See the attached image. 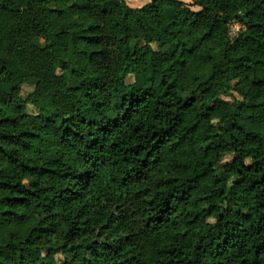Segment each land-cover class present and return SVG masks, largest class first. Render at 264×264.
I'll return each mask as SVG.
<instances>
[{
  "label": "trees",
  "instance_id": "obj_1",
  "mask_svg": "<svg viewBox=\"0 0 264 264\" xmlns=\"http://www.w3.org/2000/svg\"><path fill=\"white\" fill-rule=\"evenodd\" d=\"M193 5L0 0V264H264V0Z\"/></svg>",
  "mask_w": 264,
  "mask_h": 264
},
{
  "label": "rangeland",
  "instance_id": "obj_2",
  "mask_svg": "<svg viewBox=\"0 0 264 264\" xmlns=\"http://www.w3.org/2000/svg\"><path fill=\"white\" fill-rule=\"evenodd\" d=\"M125 2V4L133 9H140L148 4H150L152 2V0H123ZM182 2H184L191 10L193 11H200L199 8L195 7L193 5V0H180ZM241 29V27L236 23L233 22L230 25V37L231 39L235 38L237 36V33L239 32V30ZM36 43L40 46H44L45 43L43 40L38 39L36 40ZM143 46L142 42H132L131 43V48L134 49L135 47H141ZM71 68H73L74 66L72 64H70ZM28 83L24 86L23 88V95L28 94L29 92L32 91V87L30 86L31 84H33V81H27ZM128 83H132L133 79L129 78L127 80ZM187 96V95H185ZM236 98H238L237 96H235ZM227 100L232 102L231 98H227ZM29 110L32 112L33 108H29ZM233 158V155H229L228 157H226L224 160L221 161V163L218 165L217 167V173L220 174L222 172V168L224 167V165L229 162L231 159Z\"/></svg>",
  "mask_w": 264,
  "mask_h": 264
}]
</instances>
